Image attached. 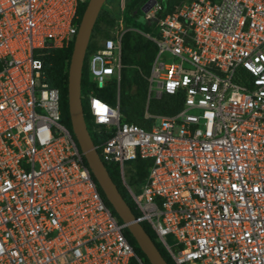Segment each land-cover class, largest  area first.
Here are the masks:
<instances>
[{
  "label": "built area",
  "instance_id": "2783aa9c",
  "mask_svg": "<svg viewBox=\"0 0 264 264\" xmlns=\"http://www.w3.org/2000/svg\"><path fill=\"white\" fill-rule=\"evenodd\" d=\"M88 1L0 0V264H144L83 164L48 80L46 57L70 45ZM159 11L144 14L150 32L138 31L156 46L147 101L172 95L181 108L145 110L144 128L120 113L118 88L114 105L95 96L120 81L126 31L104 23L107 36L86 60L87 114L102 138L94 149L116 166L135 220L174 264H264V0ZM135 161L147 162L138 189Z\"/></svg>",
  "mask_w": 264,
  "mask_h": 264
},
{
  "label": "trees",
  "instance_id": "16d2710c",
  "mask_svg": "<svg viewBox=\"0 0 264 264\" xmlns=\"http://www.w3.org/2000/svg\"><path fill=\"white\" fill-rule=\"evenodd\" d=\"M146 1L147 0H130L129 4L126 6L127 13L130 14L131 17H133L135 20L137 14L142 13L141 7ZM179 1L180 0H160L159 1L160 11L157 14V18H161L166 14H168L169 12H171L173 7L180 3ZM84 5L86 4H82L80 6H84ZM102 14L98 15L95 23L96 25L99 23L102 24V22L105 20ZM145 20L148 23L146 25V29L148 28L150 29L152 25L151 20H147L146 18ZM104 23H110V21L106 20L104 21ZM105 36L107 35L105 34ZM71 45L72 43L65 49L52 51L46 57V63L48 65L47 72H48L49 83L51 86L57 87L60 90L61 113L64 121L66 120V103H65L66 74L69 65V58L72 52ZM97 48H94L93 46L88 44L86 50V55L84 58V69L82 73L83 75L81 79V90L84 94H87V92L93 88V85L88 81V77H87V67H86L87 56L91 52L95 51ZM120 51H121L120 52L121 71H120V81H119V85H120L119 104H120V113L124 116L126 121H128L129 123L137 124L138 126L144 128H149L150 120L144 119L145 110H147V112L151 115H171L177 112L181 108V104H182V99L180 97H175L172 95H162L158 99L147 101L148 84L146 79L149 75L151 63L156 53V46L137 31L129 30L126 31L121 37ZM115 85H116L115 82H109L104 89L94 90V94L95 96L104 100L108 104L114 105L116 100ZM85 116L88 122L87 125L91 129V124L89 121L88 114L86 113ZM104 138L105 137H103V139ZM83 164L87 166L84 158H83ZM133 164H134V173L132 179L134 180L135 183H139V182L143 183L146 177L147 162L135 161L133 162ZM104 165L111 180L116 185L115 180H117V178L120 179L116 166L108 165V164H104ZM121 188L124 194L123 196V194L120 193L121 196L123 197L127 205L130 207L133 215H136V211L134 209L133 203L128 197L123 186H121ZM98 190L101 196L103 197L106 205L111 209L113 214L116 215L111 205L105 199L99 187ZM143 229L145 232H147V227L146 228L144 227ZM127 239L134 242V238L131 237V235H129ZM150 239L157 247L156 245L157 243H155V236L153 238L150 237ZM131 246L133 247L134 252L135 250H139L136 242H134L133 245L131 244ZM143 262L144 264H146L144 260ZM133 263L137 264L135 260H132L131 264Z\"/></svg>",
  "mask_w": 264,
  "mask_h": 264
},
{
  "label": "water",
  "instance_id": "95a60500",
  "mask_svg": "<svg viewBox=\"0 0 264 264\" xmlns=\"http://www.w3.org/2000/svg\"><path fill=\"white\" fill-rule=\"evenodd\" d=\"M106 0H89L86 10L83 15L81 26L76 35V41L71 57L70 71L80 72V67L85 57L86 48L93 25L98 17L101 6ZM159 4L157 0H147L141 7L143 14H146L152 7ZM76 86L79 87V80H75ZM75 88V86H74ZM74 88L70 89V109L73 118L80 115L81 109L78 102L77 92H73ZM75 93V94H74ZM77 128L81 133H84L85 142L81 145V155L84 158L87 167L89 168L93 178L98 184L100 190L104 194L105 199L109 202L118 218L126 225L127 230L132 235L141 251L146 255L150 264H166L160 253L155 247V244L150 237L145 233L140 223L135 220L127 203L119 194L115 184L111 180L104 164L100 160L96 150L90 143L84 124H77Z\"/></svg>",
  "mask_w": 264,
  "mask_h": 264
},
{
  "label": "rangeland",
  "instance_id": "374dc122",
  "mask_svg": "<svg viewBox=\"0 0 264 264\" xmlns=\"http://www.w3.org/2000/svg\"><path fill=\"white\" fill-rule=\"evenodd\" d=\"M121 1L122 0H106L105 1V3L107 4L106 8L109 10V14L108 13H103L101 8H100V11H99L98 15L103 13L102 16L105 19L104 21H106V20L110 21V23L112 24V28L115 30V29H118V25H117L118 21H117V19L124 12V17L125 18H124L123 24H124V27L126 28L125 31H129V30L137 31L138 30V31H141V32H150L152 30V28L155 26L154 21L151 20L152 25H151V27L149 26L150 29L149 28L146 29V25L148 23L145 20V15L142 14V13L137 14V16L135 17V20H134V18L131 17V15L128 14L127 10H126V6L129 4L130 0H124L125 10H123V12L121 11ZM157 1L159 2V0H157ZM188 1H190V0H180L179 2L180 3H185V2H188ZM86 7H87V4L84 5V6H80V8H78V10H79V13L77 14L78 30H79V28L81 26L83 15H84V12L86 10ZM151 10H152V8L149 11H151ZM104 21L102 22V24L99 23L97 25L95 24L96 23V21H95V23L93 25V28H92V31H91V34H90V37H89L88 44H90L94 48L99 47L102 44V42H103V40L105 38V34H104L103 30H102V26H103ZM77 33H78V31H77ZM75 41H76V36L74 37L73 41L71 42L72 43V45H71L72 52H73V49H74ZM87 47H88V45H87ZM86 50H87V48H86ZM72 52H71V55H70V58H69V65H68L67 74H66V101H65V103H66V120L65 121L63 120V124L68 129V131H69L70 135L72 136V138H73L78 150L81 152V145H82V143L85 142V139H84L83 131L81 130V133H80V131L77 128L78 127L77 124H84L85 125V131H86L87 136L89 138V141L93 145V147L97 146L100 143V138L95 133H93L92 130L88 127L87 118L85 116V114L87 113L86 94H84L82 92V90H81V79H82V75H83L82 73H83V69H84V58L85 57L83 58V61H82L81 67H80L79 76H78V72H75L73 70L70 71ZM85 55H86V53H85ZM75 80H79V87H77L75 85L76 84ZM74 86H75V88H74ZM115 87H116V92H117V88H118V91L120 92V85H119V87H117V85H115ZM71 88L72 89L74 88L73 92H77V94H75V93L74 94L77 95V97H78V102H79L80 109H81L80 115L76 116V118H73V115H72L71 109H70V106H71V103H70V89ZM97 154H98V152H97ZM128 166L131 167V168H134V164L133 163L128 164ZM115 183L117 185V186L115 185L117 190H119L118 191L119 194L120 193L123 194V192L121 190L122 189L121 186H123L121 179L117 178V180H115ZM130 183H131V185L136 184V186H137L136 188L137 189L142 184L141 182L135 183L132 178H130ZM123 196H124V194H123ZM140 225H141L142 228H144V227L146 228L147 227V232H145V233L148 236H150L152 238L154 237V234H153L152 230L150 229V227L147 224L142 223ZM129 235H131V234L126 229V231H125L126 238ZM131 237H132V235H131ZM167 241H168L169 244L173 243L172 239L170 237L167 238ZM128 242H130L133 245L134 242H136V241L134 240V242H133V241L129 240ZM155 243H157L156 239H155ZM156 245H157V247L155 246L156 249L160 253V255L163 258V260L166 262V264H174L172 262V260L169 258L168 254L166 253V250L164 249L163 245H161L159 243H157ZM138 248H139V246H138ZM173 250H174V252H176L177 248H173ZM135 252H136V255L140 259L145 261L146 264H150L148 259L146 258V255L141 251L140 248H139V250H135Z\"/></svg>",
  "mask_w": 264,
  "mask_h": 264
},
{
  "label": "bare ground",
  "instance_id": "6f19581e",
  "mask_svg": "<svg viewBox=\"0 0 264 264\" xmlns=\"http://www.w3.org/2000/svg\"><path fill=\"white\" fill-rule=\"evenodd\" d=\"M121 11L123 12V10L121 9ZM124 12H123V14H121L120 16H119V18L117 19V25H118V30L119 31H122L123 30V28H125L124 27V24H123V22H124ZM126 29V28H125Z\"/></svg>",
  "mask_w": 264,
  "mask_h": 264
},
{
  "label": "crops",
  "instance_id": "0c3cea01",
  "mask_svg": "<svg viewBox=\"0 0 264 264\" xmlns=\"http://www.w3.org/2000/svg\"><path fill=\"white\" fill-rule=\"evenodd\" d=\"M137 32H138V30H137Z\"/></svg>",
  "mask_w": 264,
  "mask_h": 264
},
{
  "label": "flooded vegetation",
  "instance_id": "af4514ba",
  "mask_svg": "<svg viewBox=\"0 0 264 264\" xmlns=\"http://www.w3.org/2000/svg\"><path fill=\"white\" fill-rule=\"evenodd\" d=\"M160 1V0H159Z\"/></svg>",
  "mask_w": 264,
  "mask_h": 264
}]
</instances>
